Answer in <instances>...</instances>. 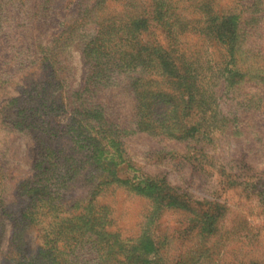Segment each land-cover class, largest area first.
I'll return each mask as SVG.
<instances>
[{
	"label": "rangeland",
	"instance_id": "374dc122",
	"mask_svg": "<svg viewBox=\"0 0 264 264\" xmlns=\"http://www.w3.org/2000/svg\"><path fill=\"white\" fill-rule=\"evenodd\" d=\"M0 264H264V0H0Z\"/></svg>",
	"mask_w": 264,
	"mask_h": 264
}]
</instances>
